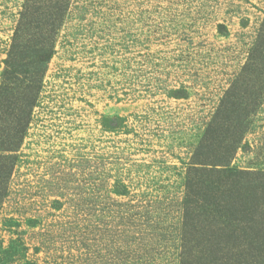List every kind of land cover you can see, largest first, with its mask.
Masks as SVG:
<instances>
[{
	"label": "rangeland",
	"instance_id": "374dc122",
	"mask_svg": "<svg viewBox=\"0 0 264 264\" xmlns=\"http://www.w3.org/2000/svg\"><path fill=\"white\" fill-rule=\"evenodd\" d=\"M23 3L0 0V80ZM227 102L251 120L232 166L264 171V0H71L0 264H178L187 169Z\"/></svg>",
	"mask_w": 264,
	"mask_h": 264
},
{
	"label": "trees",
	"instance_id": "16d2710c",
	"mask_svg": "<svg viewBox=\"0 0 264 264\" xmlns=\"http://www.w3.org/2000/svg\"><path fill=\"white\" fill-rule=\"evenodd\" d=\"M70 3L24 0L0 80V211ZM168 95L188 97L180 89ZM231 104L211 118L187 169L178 264H264V171L232 166L251 120L235 115ZM123 122L105 118L103 127L115 131ZM116 192L127 195L125 187Z\"/></svg>",
	"mask_w": 264,
	"mask_h": 264
}]
</instances>
